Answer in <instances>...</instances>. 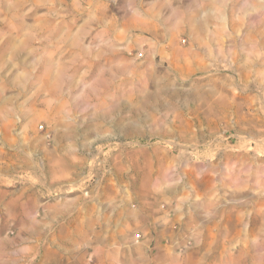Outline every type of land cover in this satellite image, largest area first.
Segmentation results:
<instances>
[{
	"label": "rangeland",
	"instance_id": "obj_1",
	"mask_svg": "<svg viewBox=\"0 0 264 264\" xmlns=\"http://www.w3.org/2000/svg\"><path fill=\"white\" fill-rule=\"evenodd\" d=\"M0 264H264V0H0Z\"/></svg>",
	"mask_w": 264,
	"mask_h": 264
}]
</instances>
